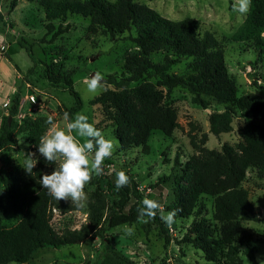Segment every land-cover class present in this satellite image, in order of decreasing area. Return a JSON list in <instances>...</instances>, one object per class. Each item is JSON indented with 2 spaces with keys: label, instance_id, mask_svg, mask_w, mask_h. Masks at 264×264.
Masks as SVG:
<instances>
[{
  "label": "rangeland",
  "instance_id": "1",
  "mask_svg": "<svg viewBox=\"0 0 264 264\" xmlns=\"http://www.w3.org/2000/svg\"><path fill=\"white\" fill-rule=\"evenodd\" d=\"M135 1L173 20L197 19L200 32L208 30L220 41L228 73L235 81L236 95L249 94L264 102V45L259 52L252 42L230 40L247 15L248 0ZM8 4L9 0H0V127L7 118L16 141L0 149V175H15L24 187L34 190L32 178L38 160L54 153L52 164L42 171V182L57 193L65 181V194L57 197L58 205L50 206L51 223L59 229L87 227L85 230H89V204L104 205L105 215L107 207H114L119 198L115 187L128 186L130 191L134 186L143 201L155 210L159 221L166 224L170 241L164 243L156 220L140 216L132 223L104 230L111 244L139 264H211L199 249L181 242L194 217H179L167 209L173 200V177L181 173L182 165L194 153L190 135L196 134L199 138L205 132L208 148L234 144L242 123L254 121L264 125V106L255 114L236 111L232 130L217 136L209 131L208 114L221 111L224 106L211 103L203 108L192 102L186 89L176 87L167 96L176 108L179 124L172 134L154 130L148 138L147 151L141 146L119 150L113 126L104 119L99 105L91 104V100L105 86H114L107 78L109 75L116 80L127 77L122 64L125 55L136 49L129 37L135 35L134 29L110 38L99 27L89 28V18L74 14L67 17L68 30L46 42L41 40L45 33L44 10L28 0H18L11 10ZM162 56L163 52L153 53L151 59L159 61ZM52 62L61 65L62 71L73 73L74 88L83 104L71 119L67 112L73 98L63 88L50 85L43 75L44 64ZM190 62L191 58L182 59L169 72H188ZM93 73L95 78L91 77ZM14 97H17L16 112L10 115ZM33 120L41 122V140L46 144L42 150L37 149L26 129V123ZM176 156L178 162H175ZM164 176H169V180L158 182ZM242 186L247 189L253 213L259 220L242 222L246 243L254 246L256 261L251 262L243 254L245 243L240 246L239 255L242 264H264V172L248 168ZM129 195V204H132L135 198ZM98 199L102 200L98 202ZM200 201L203 204L197 218H212L213 197L202 195ZM18 218L8 214L3 223L9 226ZM99 242V236H95L91 242L42 248L26 262L6 264H94Z\"/></svg>",
  "mask_w": 264,
  "mask_h": 264
},
{
  "label": "trees",
  "instance_id": "2",
  "mask_svg": "<svg viewBox=\"0 0 264 264\" xmlns=\"http://www.w3.org/2000/svg\"><path fill=\"white\" fill-rule=\"evenodd\" d=\"M44 10L45 33L42 41L51 42L69 28L68 15L89 18V28H101L103 34L114 38L132 29L129 35L136 49L128 52L122 69L128 73L122 80L112 75L107 78L114 84L105 86L91 104H98L104 119L113 126L119 150L143 147L154 130L165 135L178 127L176 108L167 96L173 88L186 89L193 103L207 108L211 103L222 104L223 110L208 114L209 131L215 135L232 130L236 111L258 113L264 102L249 94L236 95L234 78L228 73L224 50L220 41L208 30L200 32L199 22L192 17L173 20L162 16L153 8L135 0H28ZM18 0H9L8 10ZM248 12L243 22L231 34L234 42H252L263 51L264 0H248ZM2 14L0 13V18ZM50 35L47 39L46 36ZM28 53L32 57L31 50ZM163 52L159 61L151 59L153 53ZM191 58L189 71L177 74L169 72L172 65ZM55 62L43 66V75L50 85L61 87L73 98L67 117L82 108L79 92L74 88L71 72L62 71ZM135 84L131 85L130 83ZM165 88V90L163 89ZM17 97L13 99L10 115L16 112ZM38 121L26 123L37 149L46 144L41 140ZM238 140L234 144L223 143L220 149L205 146L207 134L199 138L189 136L194 153L184 162L181 173L173 177V200L167 209L179 217L193 216V220L181 238L196 249L211 264H242L240 246L245 243L243 254L255 262L254 246L246 243L243 221L259 220L254 215L253 204L246 188L242 186L248 168L264 172V125L254 121L238 127ZM11 124L5 118L0 127V149L15 143ZM53 154L42 156L34 169L32 183L35 189L24 187L15 175H0V264L28 261L38 250L59 248L77 242H91L100 238V249L94 264H139L117 250L103 231L122 223H132L140 216H148L158 222L164 243H169L166 224L159 221L155 210L145 203L133 186H116L119 198L107 207L89 204V230L59 229L51 223L50 206L57 204V197L66 192L65 181L57 193L48 183L42 182V171L52 164ZM175 162H178L177 156ZM169 180V176L158 182ZM129 193L135 198L129 204ZM213 197L212 218L199 217L202 209L200 197ZM102 200V199H101ZM98 199V202L101 201ZM58 205V204H57ZM128 206V210H124ZM8 214L18 216L17 222L4 225ZM91 232V233H90ZM90 233V234H89Z\"/></svg>",
  "mask_w": 264,
  "mask_h": 264
},
{
  "label": "water",
  "instance_id": "3",
  "mask_svg": "<svg viewBox=\"0 0 264 264\" xmlns=\"http://www.w3.org/2000/svg\"><path fill=\"white\" fill-rule=\"evenodd\" d=\"M91 77H92V78H95V77H96V75L93 73V74L91 75Z\"/></svg>",
  "mask_w": 264,
  "mask_h": 264
}]
</instances>
